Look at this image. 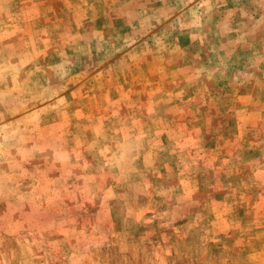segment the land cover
<instances>
[{"label":"rangeland","instance_id":"1","mask_svg":"<svg viewBox=\"0 0 264 264\" xmlns=\"http://www.w3.org/2000/svg\"><path fill=\"white\" fill-rule=\"evenodd\" d=\"M0 264H264V0H0Z\"/></svg>","mask_w":264,"mask_h":264}]
</instances>
